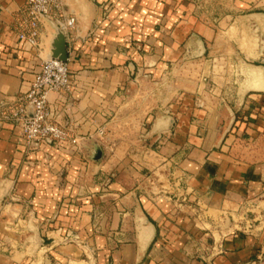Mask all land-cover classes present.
Returning a JSON list of instances; mask_svg holds the SVG:
<instances>
[{
	"label": "crops",
	"instance_id": "0c3cea01",
	"mask_svg": "<svg viewBox=\"0 0 264 264\" xmlns=\"http://www.w3.org/2000/svg\"><path fill=\"white\" fill-rule=\"evenodd\" d=\"M64 3L73 89L48 100L77 143L32 148L0 123V264H264V15ZM25 6L0 0V104L53 55L51 22L39 51L20 40ZM155 170L185 196L145 193Z\"/></svg>",
	"mask_w": 264,
	"mask_h": 264
},
{
	"label": "built area",
	"instance_id": "2783aa9c",
	"mask_svg": "<svg viewBox=\"0 0 264 264\" xmlns=\"http://www.w3.org/2000/svg\"><path fill=\"white\" fill-rule=\"evenodd\" d=\"M49 22L58 27L65 38L77 27V18L66 9L64 0H26L18 33L20 40L39 51L43 28ZM72 89L69 58L66 62L52 57L44 59L34 73L29 90L15 102L0 104V123H14L29 147L46 142L75 144L77 140L70 136L68 127L58 123L48 100L50 92L70 93ZM100 133L103 134V130Z\"/></svg>",
	"mask_w": 264,
	"mask_h": 264
},
{
	"label": "rangeland",
	"instance_id": "374dc122",
	"mask_svg": "<svg viewBox=\"0 0 264 264\" xmlns=\"http://www.w3.org/2000/svg\"><path fill=\"white\" fill-rule=\"evenodd\" d=\"M157 1L161 2L165 6L164 9L166 7L169 9V7L173 6L174 3L175 14L180 13L179 11H182L184 8L185 12H191V14L195 17H198L199 19L209 23H214L216 21L235 17L241 14L264 13V0H156V2ZM70 136L72 137L71 133ZM63 143H70V141H66ZM140 143H142V145L139 144V142L135 145V147L138 149L135 152V157L145 158V155L140 152V149L142 148V146L145 147V144L149 142L147 141L145 143V140H141ZM178 182V177H174L169 171L165 170H155L151 172L148 171L143 175V178L140 181L143 186L144 192L147 194H150L152 196L160 195L168 198L173 197L177 199L180 197V199H182L185 194H183L182 192L183 190L181 185L180 187L178 186ZM249 209L253 210L252 207H250ZM245 211V217L249 219L251 216V211L248 212L247 209H245ZM254 214L258 213L254 212ZM241 225L246 226V222H241Z\"/></svg>",
	"mask_w": 264,
	"mask_h": 264
},
{
	"label": "water",
	"instance_id": "95a60500",
	"mask_svg": "<svg viewBox=\"0 0 264 264\" xmlns=\"http://www.w3.org/2000/svg\"><path fill=\"white\" fill-rule=\"evenodd\" d=\"M261 15H264V13H259ZM56 34L52 42V58H56L59 60H62L66 62L68 60V49H67V43L65 36L63 33L59 30L58 27H55ZM174 123V118L169 117L167 121L166 129H171ZM102 157V152L99 147H96L94 150L93 160L99 161Z\"/></svg>",
	"mask_w": 264,
	"mask_h": 264
}]
</instances>
